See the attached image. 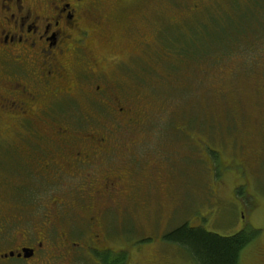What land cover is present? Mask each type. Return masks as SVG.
I'll list each match as a JSON object with an SVG mask.
<instances>
[{
  "label": "rangeland",
  "instance_id": "rangeland-1",
  "mask_svg": "<svg viewBox=\"0 0 264 264\" xmlns=\"http://www.w3.org/2000/svg\"><path fill=\"white\" fill-rule=\"evenodd\" d=\"M171 1L139 4L134 33H142L143 38L134 36L132 54L123 52V37L115 40L114 52L118 50L116 55L127 63V73L118 71V78L130 87L123 96L139 111L138 118L146 121L141 135L146 145L143 156L149 162L159 159L161 177L147 172L157 186L147 197V207H131L107 220L109 245L117 250V257L124 256V264H153L156 254L195 264L182 246L165 240L164 234L183 223L221 236L244 230L251 239L240 252L239 264H264V4L214 0L212 4L202 2L190 14L186 8L197 0ZM163 3L165 15L152 14ZM212 15L230 21L240 15L253 30L242 33L237 42L214 47L213 25L208 22ZM198 24L208 30L206 38L193 39L188 53H180L172 45L182 41V36L187 41L186 31L193 35ZM138 40L147 43L146 58ZM255 40L260 41L249 56L252 43L248 42ZM99 44L102 47L96 50H109L106 42ZM104 69L110 75L116 71L110 63ZM72 93L70 98L79 97L77 90ZM71 101L42 117L53 123L36 120L24 127L0 116V216L22 218L6 229L16 237L0 236V250L7 235L11 238L8 245H14L26 237L25 232L42 234V214L54 206L50 199L71 197L69 184L77 181L56 179L49 185L36 175L23 173L19 158L35 151V145L40 147L33 135H52L59 124L66 127L65 120H80L67 127L75 134H88L92 126L81 123L84 116L78 102ZM103 119L104 125L110 123V114L106 112ZM240 144L245 147L239 148ZM57 170L51 167L48 171L53 175ZM87 260L80 258L76 264H96L89 255ZM0 264L23 263L5 258Z\"/></svg>",
  "mask_w": 264,
  "mask_h": 264
},
{
  "label": "flooded vegetation",
  "instance_id": "flooded-vegetation-1",
  "mask_svg": "<svg viewBox=\"0 0 264 264\" xmlns=\"http://www.w3.org/2000/svg\"><path fill=\"white\" fill-rule=\"evenodd\" d=\"M215 1L197 0L186 9L195 14L202 2ZM141 3L145 0H0V116L24 127L36 120L53 123L42 117L58 111L59 104L64 107L70 100L85 98L87 117L81 123L92 126L88 134H75L67 125L80 120L71 119L64 121L66 127L59 124L52 135H33L40 147L35 145V151L19 157L24 164L21 171L49 185L56 179L77 184H69L72 192L67 200L50 199L54 209L42 214V234L25 232L24 239L8 245V235H17L6 229L22 218L0 216V236L8 234L0 259L76 264L80 258L88 261L89 255L96 264H115L117 250L109 245L107 220L131 207H147L149 193L157 188L147 172L161 177L159 159L149 162L143 156L146 121L123 96L130 87L118 78V71L127 73V63L116 55L118 50L114 52L118 36L125 39V54H132L134 36L143 38L142 33H134ZM164 10L163 3L152 14L165 15ZM101 41L108 51L96 50ZM135 42L146 58L147 43ZM109 63L116 67L112 75L104 69ZM74 90L79 93L76 99L70 98ZM106 112L111 122L104 125ZM51 167L58 169L53 175L48 171ZM153 258V264H194L164 254Z\"/></svg>",
  "mask_w": 264,
  "mask_h": 264
},
{
  "label": "trees",
  "instance_id": "trees-1",
  "mask_svg": "<svg viewBox=\"0 0 264 264\" xmlns=\"http://www.w3.org/2000/svg\"><path fill=\"white\" fill-rule=\"evenodd\" d=\"M259 2L264 4V0L257 1V3ZM208 22L213 25L211 26L210 33L213 34V40H211V42L214 44V47H225L230 41L232 43L237 42L242 36V33H244L245 31L248 32L253 30V27L249 28L250 22L249 25L246 26L244 20H242L240 15L237 16L235 21L227 20L225 18H222L221 16L212 15L211 20ZM193 30V35L191 32L186 31L189 38H187V41H185L186 39L184 40L182 36V41L177 42L175 45H172L175 47L178 46L180 53H188V49H190L192 45L190 44V42L193 39L196 40L200 36L204 39L206 38L205 35L208 33L205 25L202 24H198L193 28ZM255 30L259 29L256 28ZM171 41L174 44L176 40L174 37H172ZM257 41L260 40L248 42L250 45L252 43L251 48L248 49L249 56L252 52V46L256 44ZM196 48L197 47H195V49ZM216 49L219 50L220 47H217ZM200 50L202 51V53H204L202 48H200ZM229 55L230 53L227 54V56ZM254 59L255 58H253L252 60ZM78 103L81 105L79 109L83 113H81V116H84V118L87 117V114L85 113V110L83 108L87 103L84 100ZM164 239L182 246L183 249L189 254V256L192 257L195 264H239L240 252L250 241L251 235L244 230H240L228 236H221L216 233L206 231L205 229H202L200 227L190 226L186 223H183L165 233ZM124 263V256H118L116 258L115 264Z\"/></svg>",
  "mask_w": 264,
  "mask_h": 264
}]
</instances>
